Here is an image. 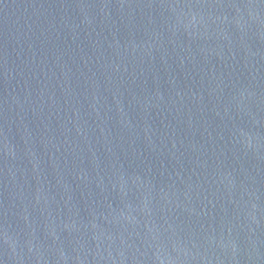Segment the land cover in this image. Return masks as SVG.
Here are the masks:
<instances>
[{"label": "water", "instance_id": "95a60500", "mask_svg": "<svg viewBox=\"0 0 264 264\" xmlns=\"http://www.w3.org/2000/svg\"><path fill=\"white\" fill-rule=\"evenodd\" d=\"M0 264H264V0H0Z\"/></svg>", "mask_w": 264, "mask_h": 264}]
</instances>
